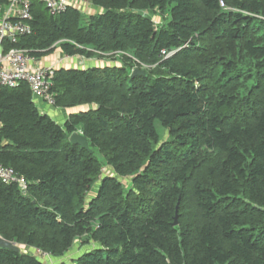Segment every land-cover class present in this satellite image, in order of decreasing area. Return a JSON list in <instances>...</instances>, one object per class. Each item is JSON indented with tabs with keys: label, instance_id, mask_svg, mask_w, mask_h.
Returning a JSON list of instances; mask_svg holds the SVG:
<instances>
[{
	"label": "trees",
	"instance_id": "obj_1",
	"mask_svg": "<svg viewBox=\"0 0 264 264\" xmlns=\"http://www.w3.org/2000/svg\"><path fill=\"white\" fill-rule=\"evenodd\" d=\"M81 1L99 11L32 0V32L4 41L123 55L54 69V106L77 107L63 123L27 83L0 88V163L27 180L0 179V236L27 249L0 247V264H46L33 250L81 239L97 246L73 264H264V0Z\"/></svg>",
	"mask_w": 264,
	"mask_h": 264
},
{
	"label": "built area",
	"instance_id": "obj_2",
	"mask_svg": "<svg viewBox=\"0 0 264 264\" xmlns=\"http://www.w3.org/2000/svg\"><path fill=\"white\" fill-rule=\"evenodd\" d=\"M53 13L76 6L81 0H40ZM220 5L226 8L225 0ZM10 13L0 22V88L2 86L16 87L22 82L32 89L35 98L41 99L49 106H54L55 99L49 92L54 67L40 65L38 58L29 54L27 49L12 47L5 51L4 41L9 39L16 43L22 36L32 32V0H10ZM174 53L163 51L165 57ZM146 66V65H144ZM0 179L6 183H17L23 192L27 191V180L10 166L0 163Z\"/></svg>",
	"mask_w": 264,
	"mask_h": 264
},
{
	"label": "rangeland",
	"instance_id": "obj_3",
	"mask_svg": "<svg viewBox=\"0 0 264 264\" xmlns=\"http://www.w3.org/2000/svg\"><path fill=\"white\" fill-rule=\"evenodd\" d=\"M80 2L77 3V7L81 8V11L84 13L86 18H88V16L91 14L97 13V11L93 10V7H91L90 5L80 4ZM226 8H228L230 10H235L234 7L227 6V4H226ZM156 19L161 20L160 17H158V16ZM102 55H103L102 57H100L98 55H95L93 57L67 56V55H64L60 49H57L55 52L49 54L48 56L43 57L42 61L45 63L43 65L52 66L54 68H59L61 66H66V67H81L82 66V67H85V66H88L91 64H99V63H111L113 65H121V63H122V55H123L122 53L114 54L116 56L115 58L108 57L107 54H102ZM102 60H103V62H102ZM104 60L106 62H104ZM157 128L159 130V133L162 136H167V133L165 132L164 128L162 127V125L159 122H157ZM77 131L82 133L80 128H78ZM97 155L99 156L100 159L103 158L100 154H97ZM96 246H97V244L95 242H91L89 244H87V243L84 244L83 240L81 239L80 241H78L75 244V246L69 252H67L62 257H54V256L47 254V253L43 254V253H40L39 251H36V250H33V251L36 252L46 264H59L61 262H64L66 264H73L74 260L76 258H78L83 252H85L86 250H89V249H93ZM22 249L24 251H27V249L24 247H22Z\"/></svg>",
	"mask_w": 264,
	"mask_h": 264
},
{
	"label": "crops",
	"instance_id": "obj_4",
	"mask_svg": "<svg viewBox=\"0 0 264 264\" xmlns=\"http://www.w3.org/2000/svg\"><path fill=\"white\" fill-rule=\"evenodd\" d=\"M9 2H10V0L7 3L0 4V22L3 19H5L8 16V14L11 16V13L9 11L10 10ZM80 4L90 5L91 7H93V10H96L97 12L99 11V9H97L96 7H94L89 2L81 1ZM79 9H81V8H79ZM42 60H43V58H38V63L40 65L45 64ZM102 62H103V60H102ZM104 62H106V61L104 60ZM109 64L111 65V63L91 64V65L85 66V68L86 67H91V66H104V65H109ZM35 100H36L38 106L41 108V110L43 112L48 113L55 120H57L59 123L65 122L66 119L68 118V115L70 113L76 111V109H77V107H75V108H69V109H62V108L55 107V106H49L48 104L44 103V101H42L41 99H38V98H35ZM0 127H1V123H0Z\"/></svg>",
	"mask_w": 264,
	"mask_h": 264
},
{
	"label": "water",
	"instance_id": "obj_5",
	"mask_svg": "<svg viewBox=\"0 0 264 264\" xmlns=\"http://www.w3.org/2000/svg\"><path fill=\"white\" fill-rule=\"evenodd\" d=\"M145 73H146L145 70L139 69V68H135L132 71L131 76L134 77L136 75H143ZM70 141L72 143L79 144L82 148L90 150V152L93 151L90 148L88 138L84 134H82V133H80L78 131H74L70 135ZM174 224L175 225L177 224V217H176V221H175ZM0 247L1 248L13 249V250H16V251H20L21 250V246L18 245L16 242L10 241V240L2 237V236H0Z\"/></svg>",
	"mask_w": 264,
	"mask_h": 264
}]
</instances>
